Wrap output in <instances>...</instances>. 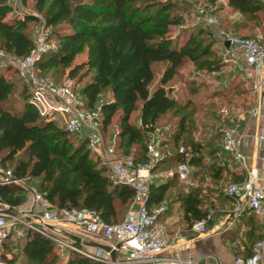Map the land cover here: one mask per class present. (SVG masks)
<instances>
[{"label":"trees","instance_id":"obj_1","mask_svg":"<svg viewBox=\"0 0 264 264\" xmlns=\"http://www.w3.org/2000/svg\"><path fill=\"white\" fill-rule=\"evenodd\" d=\"M19 1L23 6L31 4L41 16L20 15L10 0H0V50L17 57L28 54L35 46L28 24L40 22L47 48L36 62L38 73L68 69V75L79 76V82L90 76L81 93L87 107L100 105L105 140L114 142L120 155L131 156L135 164H148L147 143L158 124H164L159 145L165 155L153 171L174 168L188 160L191 175L198 176L200 182L209 173L217 178L224 175L221 163L228 158V152L212 137L207 142L190 137V119L198 111L197 105L190 98L179 100L167 87L187 62L199 70L220 72L226 62L222 51H216L219 38L212 28L184 29L173 35L172 26H180L183 17L172 0ZM228 5L254 19L264 9V0H228ZM82 53L85 59L73 65ZM158 66L163 67L161 72ZM5 69L9 72L12 65ZM13 71L18 74L16 69ZM61 79L62 76L54 80ZM15 91V80L0 71L3 165L17 175L40 178L37 187L55 207H88L108 223L122 221L134 190L112 179L109 167L89 148L86 135L71 133L60 122L40 116L30 101L31 87L26 83L21 91L22 105L15 110L11 105ZM106 93L109 96L101 99ZM136 111L139 123L132 119ZM182 146L187 153L180 152ZM179 180L175 175L164 182H150L148 206L160 205L171 191L170 200L177 197L182 201L190 224L205 218L208 197L202 193V186L189 185L186 191L189 179ZM13 186L0 185V197L20 204L22 194H17ZM7 249L11 257L5 254ZM0 250L5 264H108L73 249L62 250L32 229H25L22 236L10 235Z\"/></svg>","mask_w":264,"mask_h":264},{"label":"built area","instance_id":"obj_2","mask_svg":"<svg viewBox=\"0 0 264 264\" xmlns=\"http://www.w3.org/2000/svg\"><path fill=\"white\" fill-rule=\"evenodd\" d=\"M19 1V0H18ZM197 21L211 27L222 46L225 62H230L245 76L251 90L258 97L253 112L260 111L264 99L260 98L264 89V42L244 36L223 26L221 19L206 7L197 11ZM46 33L41 27L35 36V46L26 55L17 57L0 50L6 65H12L19 76L31 87L30 101L45 120L57 121L65 129L80 136L86 135L89 148L110 169L115 182L126 184L134 190L127 213L120 222L108 223L98 212L88 207L53 206L45 192L31 183L29 175H17L11 167H5L0 159V185H15L30 195L29 206L23 208L0 197V247L10 235L22 236L25 229H32L55 242L62 250L73 249L86 256L108 264H219L216 256L208 253L202 259L183 256L189 247L183 231H168L161 216L167 205L161 203L155 208L147 204L149 180L162 175L177 176L182 181L190 177L191 166L188 160L180 162L176 168L164 172H154L153 166L165 155L160 148L162 130L157 128L147 143L150 157L148 164H135L131 156L120 155L114 142H106L101 127L100 105L95 108L86 106L84 95L77 89L75 79L69 75L60 81L40 75L36 62L46 50ZM229 41V44L225 43ZM222 147L232 154L240 165H246L242 151L244 134L237 122L222 123L220 126ZM180 152L187 153L184 147ZM142 170H147L144 174ZM227 195L235 200V211L241 212L244 204L255 213L264 228V189L255 183V175L250 172L242 181H231L225 187ZM210 216L195 220L191 230L202 234L208 232ZM65 227L74 235L90 241H103L116 250L113 260L110 251L89 245L93 250L88 253L76 240L66 233ZM85 240V239H84ZM87 245V244H86ZM88 246V245H87ZM85 247V246H84ZM264 232L255 241L248 256H235L232 264H263ZM121 254V256H120ZM212 261L214 263H212Z\"/></svg>","mask_w":264,"mask_h":264},{"label":"crops","instance_id":"obj_3","mask_svg":"<svg viewBox=\"0 0 264 264\" xmlns=\"http://www.w3.org/2000/svg\"><path fill=\"white\" fill-rule=\"evenodd\" d=\"M260 98L264 99V89ZM257 102L258 97L253 94L247 106L232 107L231 110L224 107L220 110L222 113L221 120L227 121L229 124L233 123V121L237 122L239 130L244 134L242 151L246 157V165H240L233 155L228 153V158L225 162L221 163L224 165V175L221 178H217L209 173L200 182L199 180L201 179L198 176H192L190 173L191 176L185 190H188L189 185L198 186L200 184L202 191L208 197V202L205 205L207 208L206 217L210 216L207 224L208 232L199 234L191 230V224L185 218L182 201L177 197L170 200L172 196L171 191H169L168 196L162 202L168 205L167 210L161 216V220L166 222L168 231L172 233L176 229H181L185 239L189 240L188 249L182 252L185 257L200 260L204 255L212 253L216 256L219 264H232L235 256H248L252 251L255 241L263 235L264 228L261 225L259 217L249 209L246 203L241 212L237 213L235 211V200L225 192V187L229 182L240 181L242 178H246L250 172L255 175L256 185L264 189V104L260 107L259 112L254 113L253 109L256 107ZM162 132L164 133V131ZM162 138L163 134L161 140ZM217 144L221 147L222 138L217 140ZM206 150H208L207 144ZM171 168H161L154 170V172H162L164 174L166 170ZM142 172L144 174L148 173L147 170H142ZM172 177L164 174L151 178L149 183L152 181L164 182L166 179ZM39 182L40 178H32L31 180V183L36 186ZM21 194L23 202L19 205L25 208L30 204V195L24 191ZM166 201H170V203ZM157 206V204H152L150 208L152 209ZM65 229L66 233L73 238L74 234L69 231L70 228L65 227ZM212 263L214 262L212 261ZM262 263L264 264V253Z\"/></svg>","mask_w":264,"mask_h":264},{"label":"rangeland","instance_id":"obj_4","mask_svg":"<svg viewBox=\"0 0 264 264\" xmlns=\"http://www.w3.org/2000/svg\"><path fill=\"white\" fill-rule=\"evenodd\" d=\"M172 1L176 3V11L183 17V22L180 26H172L171 33L173 35H177L180 32L183 33L184 29L197 30L199 27L212 30L211 27L197 21V11L200 7L204 6L221 19L224 27L239 34L258 37L264 41V9L258 12V18L253 19L229 6L228 0H215L213 3L210 0ZM10 2L14 5L15 11L20 15H24L25 13L37 14L31 4L23 6L18 0H10ZM41 27L43 26L40 22H30L27 30L35 37ZM184 39L185 36H182L181 40ZM215 48L217 53L220 54L222 51L221 44L218 43L215 45ZM85 57V53L79 54L75 58L73 65L81 62ZM4 60L5 58L0 55V63L6 65L7 63L3 62ZM5 67L0 66V71L11 75L16 82V91L11 99V105L13 104L14 109L18 110L22 105L21 91L24 88L25 82L18 76L19 74L13 71L15 69L13 66V70L11 69L9 72ZM162 68V66H158V71L161 72ZM41 75L52 79L60 78L61 76L63 78L68 75V69L64 71L60 68H53L45 71L44 74L41 73ZM89 78L90 76L80 82L79 76L74 78L79 91H81L82 86ZM167 87L174 97H177L181 101H186L190 98L197 105L199 111L190 119V137L202 142H207V139L211 137L214 139V142L221 139L220 126L224 122L221 120L222 113L220 110L222 108L227 107L231 110L232 107L247 106L253 95L251 86L245 76L240 74L230 62H226L218 73H209L206 70L196 69L192 63L187 62L181 67L180 73ZM108 96L109 94L106 93L101 96V99ZM132 119L139 123V111L134 112ZM224 123L228 122L226 121ZM157 127L162 131L166 129V125L164 124H158ZM111 129L115 131V126H112ZM13 187L17 194L23 193V190L18 186ZM83 239L88 240L86 237H83ZM99 242L103 243V241ZM18 244L21 246L22 241H19ZM83 249H85L86 253L93 250L92 247L86 244L83 245ZM2 253L3 250H0V264H5L1 258ZM5 254L11 257V251L9 249H7Z\"/></svg>","mask_w":264,"mask_h":264},{"label":"water","instance_id":"obj_5","mask_svg":"<svg viewBox=\"0 0 264 264\" xmlns=\"http://www.w3.org/2000/svg\"><path fill=\"white\" fill-rule=\"evenodd\" d=\"M226 45L229 44V41H227L225 43ZM73 238L77 241V242H83L84 244H87V245H93V246H97V247H100L106 251H110V255H111V258L114 260L116 258V250L115 249H112L110 245L108 244H105V243H102V242H96V241H90V240H84L82 239L81 237L79 236H76L74 235Z\"/></svg>","mask_w":264,"mask_h":264}]
</instances>
